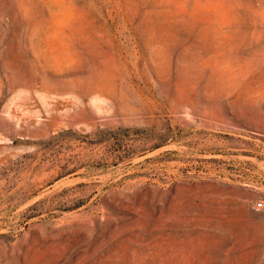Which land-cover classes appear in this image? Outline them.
<instances>
[{"label":"rangeland","instance_id":"1","mask_svg":"<svg viewBox=\"0 0 264 264\" xmlns=\"http://www.w3.org/2000/svg\"><path fill=\"white\" fill-rule=\"evenodd\" d=\"M264 0H0V264H264Z\"/></svg>","mask_w":264,"mask_h":264},{"label":"built area","instance_id":"2","mask_svg":"<svg viewBox=\"0 0 264 264\" xmlns=\"http://www.w3.org/2000/svg\"><path fill=\"white\" fill-rule=\"evenodd\" d=\"M252 207L255 211H260L264 207V202L262 200H257L252 204Z\"/></svg>","mask_w":264,"mask_h":264}]
</instances>
